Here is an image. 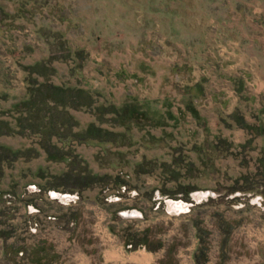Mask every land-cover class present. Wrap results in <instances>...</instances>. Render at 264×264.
<instances>
[{"label": "rangeland", "instance_id": "374dc122", "mask_svg": "<svg viewBox=\"0 0 264 264\" xmlns=\"http://www.w3.org/2000/svg\"><path fill=\"white\" fill-rule=\"evenodd\" d=\"M239 4L0 0V121L8 125L0 133V264H76L80 254L88 264H111L104 258L109 245L151 254L149 264H264V3ZM242 59L244 69L236 68ZM34 65L54 69L55 86L90 90L97 106L153 101V109L172 107L178 121L133 127L126 147L53 140L46 153L47 139L24 137L26 122L15 113L27 98L26 68ZM237 110L254 134L230 119ZM65 114L78 121L76 133L91 124L124 133L87 110ZM65 114L53 113L56 125ZM10 127L17 135L9 136ZM217 135L239 156L201 157L199 148ZM79 171L110 178L71 193ZM242 176L246 189L256 190L232 194ZM190 190L186 201L177 194ZM169 200L190 207L170 211ZM133 239L138 248L129 246Z\"/></svg>", "mask_w": 264, "mask_h": 264}, {"label": "trees", "instance_id": "16d2710c", "mask_svg": "<svg viewBox=\"0 0 264 264\" xmlns=\"http://www.w3.org/2000/svg\"><path fill=\"white\" fill-rule=\"evenodd\" d=\"M39 67L40 65H34L29 69L26 68L27 98L24 100V102H20V105H15V113L26 122V125L24 127L20 125V128H22L23 132L25 133L24 137H31L29 134H34L36 137H40L42 140L47 139L46 141H43V148L46 153L50 152L46 147H54V145H52L53 140H59L60 143L67 147L69 143L73 141L79 143L96 142L97 144L100 143L99 145L103 146L109 144L126 147V145H124L125 143H122V140L124 141L126 140L125 138L132 137V134H130V132H132L133 127H143V124L147 122L148 124H145V126L149 125L159 128L168 126L169 121L171 120L178 121V117L175 115L174 111L171 110L172 107H167L164 110L153 109L151 106V103L153 101L140 102V100L138 99H132V101L125 102L124 104L117 107L110 106L108 109H105L103 106H97L95 105V103H92L94 95L90 90L81 89L79 87L55 86L54 83L50 81V75H52L54 69L48 66V71L43 72L38 70ZM39 77L43 78V81H40ZM196 89H198L199 93L203 92V87L199 83L197 84ZM88 98L91 102H88ZM187 106L188 108L186 110L192 115L194 119H202L193 102H188ZM45 108H47L46 111ZM68 109L87 110L95 116L98 124H107L112 126V128L121 127V129L124 130V133L115 131V129H98L96 128L95 124H91L85 130L76 133L73 131V129L78 127V121L75 118L65 114L66 110ZM107 112L113 114L112 119L108 120L105 118V113ZM53 113L65 114L66 117H63V123L59 122L56 125V122L54 120L55 116H52ZM233 114L231 115L230 119L233 121L235 126L247 131V133L250 135L254 134V125H251L246 121L245 117L239 115L238 110L235 113L236 115ZM151 123L153 124L150 125ZM53 128H58L59 130L64 129L66 133H64L63 136H60L58 135V133H56V130L54 132ZM3 129L8 130V125L6 122L0 121V133ZM204 129L205 131L209 132V128H207L206 126L204 127ZM10 131L11 134L9 136H13L14 134L17 135L18 133L17 129H14L13 127H10ZM254 137L249 140L250 143L252 142ZM233 147L234 144L230 143L228 139L222 137L221 135H217L215 139L208 144V148L202 146L199 148V152L201 154V157L203 155H206L209 160L212 161V158H214L213 161H215L216 159L221 157L235 156V154L239 156V153H234L232 151ZM241 148H244V145ZM5 149L9 152L14 151L9 148ZM20 151L29 152L31 150ZM32 151H34L33 148ZM16 152H13V154H15ZM63 159L65 162L71 164L68 156H65V158ZM3 163L4 161H0V178L3 174ZM74 176L79 177V180L74 182V180L72 179V181L74 182V186L69 187L71 193H80L86 190L93 189L94 187L98 186L97 184L100 183L101 180L110 178L108 176L104 177L94 174L91 171H88V173L79 171L74 173ZM119 181H122V179ZM240 182H242L241 188L238 187L237 190L230 191L232 194L237 192L248 193L254 192V190H256V187L252 189H246L247 186H244V183L249 184L250 182L249 180L244 182V176L237 179V183ZM118 185L122 186L120 184ZM195 191L196 190L182 191L177 194H183L187 198L192 192ZM137 242L138 241L133 239L132 241H130L129 246L138 248ZM142 245L143 244H139V247H143Z\"/></svg>", "mask_w": 264, "mask_h": 264}, {"label": "crops", "instance_id": "0c3cea01", "mask_svg": "<svg viewBox=\"0 0 264 264\" xmlns=\"http://www.w3.org/2000/svg\"><path fill=\"white\" fill-rule=\"evenodd\" d=\"M240 2H241V4H239V5H241V6H244V4H248V3H251V5L249 4L248 6H251V7H256V6H258V7H261L262 6V3H264V0H239ZM252 3H254V5H252ZM240 12H242V13H244V11L243 10H240ZM242 18L244 17V15H240ZM255 54H259V52H258V49H256V52H255ZM262 55H263V57H264V54L262 53ZM263 60H264V58H263ZM240 62L239 63H236V68H238V69H244V59H242V60H239ZM234 66V67H235ZM88 89V88H87ZM113 244H116V241H115V243H114V241H113ZM116 245H113V246H108L107 248H108V250L106 251V253H105V262L106 263H108V262H110L111 264H113V263H115V264H124V261L125 262H127V261H130V260H136L137 261V263L138 262H140L141 264H143L138 258H140L141 257V253L142 252H138V253H136V255L134 256L133 254H129V253H127L126 251H124L123 250V247L122 246H120L119 245V248H115L114 249V247H115ZM73 250V249H72ZM144 254L145 255H149V254H146V253H143L142 254V256H144ZM114 255V256H113ZM151 255V254H150ZM149 255V257H151ZM80 260H78V259ZM136 258V259H135ZM151 259V258H150ZM76 261H75V263L76 264H88V258H86V256H83V255H79V256H76V259H75ZM151 262V261H150ZM150 262H148V263H144V264H149ZM139 263V264H140Z\"/></svg>", "mask_w": 264, "mask_h": 264}, {"label": "water", "instance_id": "95a60500", "mask_svg": "<svg viewBox=\"0 0 264 264\" xmlns=\"http://www.w3.org/2000/svg\"><path fill=\"white\" fill-rule=\"evenodd\" d=\"M65 196H68V195H60V197H62V199L63 200H75L76 199V196H68V197H65ZM178 205V206H180L181 208H184V210H186V209H189V207H190V205L189 204H187V203H185V202H183V201H172V200H169L168 201V206H170V205ZM170 209V208H169ZM170 211H173L172 209H170ZM174 212H177V211H174ZM133 215H139V213L138 212H133L132 213Z\"/></svg>", "mask_w": 264, "mask_h": 264}, {"label": "bare ground", "instance_id": "6f19581e", "mask_svg": "<svg viewBox=\"0 0 264 264\" xmlns=\"http://www.w3.org/2000/svg\"><path fill=\"white\" fill-rule=\"evenodd\" d=\"M55 196H57V194H54ZM65 197H68V196H65ZM175 207H178V208H176L175 209ZM169 208L170 209H172V210H174V211H181V210H184V208H181L180 206H178V205H170L169 206ZM114 256V255H113ZM136 259V258H135ZM143 264L144 263H148L149 262V259H150V257H149V255H145L144 254V256H142V254H141V257L140 258H138ZM139 263V262H138Z\"/></svg>", "mask_w": 264, "mask_h": 264}, {"label": "flooded vegetation", "instance_id": "af4514ba", "mask_svg": "<svg viewBox=\"0 0 264 264\" xmlns=\"http://www.w3.org/2000/svg\"><path fill=\"white\" fill-rule=\"evenodd\" d=\"M121 187L124 188L123 186H121ZM65 192L70 193L69 191H65ZM192 193H194V192H192ZM192 193H191V194H192ZM180 195H181V198H180V199L185 200V201L188 200V199L190 198V195H189L187 198H186V196L183 195V194H180ZM176 208H178V207H175V209H176Z\"/></svg>", "mask_w": 264, "mask_h": 264}]
</instances>
